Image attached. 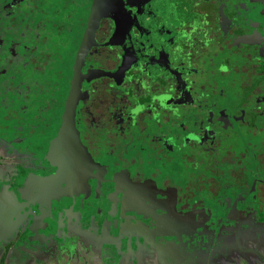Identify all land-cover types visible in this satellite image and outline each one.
<instances>
[{
	"label": "flooded vegetation",
	"instance_id": "flooded-vegetation-1",
	"mask_svg": "<svg viewBox=\"0 0 264 264\" xmlns=\"http://www.w3.org/2000/svg\"><path fill=\"white\" fill-rule=\"evenodd\" d=\"M0 179V264H255L264 0H0Z\"/></svg>",
	"mask_w": 264,
	"mask_h": 264
},
{
	"label": "water",
	"instance_id": "water-1",
	"mask_svg": "<svg viewBox=\"0 0 264 264\" xmlns=\"http://www.w3.org/2000/svg\"><path fill=\"white\" fill-rule=\"evenodd\" d=\"M3 188H4V186H3V183L1 182V179H0V222H1V219L4 221V224L0 223V238L2 237V234H3L2 232L4 231V228L5 229H9V226H11V225L15 228V225L17 223L16 217L14 215H12V217H11V223L10 224H9V221L6 220V216H7L8 211L9 210L12 211V210H15V209H13V206L11 204L7 203L6 199L4 198L5 196H4V189ZM30 218H31V219H29L30 225L28 226L27 230H28L29 233H32V229L31 228L35 224V220H34L33 216H30ZM24 223L25 222H23L20 225V223L18 222V225L16 227L17 232L23 233V231L25 230V224ZM11 242L12 241H5V240H1L0 239V254L5 252V255H3V256L1 255L3 257V259L4 258L5 259H9L10 258V254L8 252L10 250H9V248L7 246ZM24 242L25 241L21 242V243H23V245H25L24 246V249H25L24 254L26 256H29V257H34L33 256V253L35 252L34 246L27 245V244H30L28 240L26 241V244ZM212 254H209L208 258H205V260H203V262L197 261V259H195L196 260L195 264H223L222 261H221L223 256L219 252L212 253ZM169 257H171V256H169ZM233 257H234L235 261L242 259V256L235 255V254H233ZM258 258L261 261H264L263 255L260 254V256H258Z\"/></svg>",
	"mask_w": 264,
	"mask_h": 264
},
{
	"label": "crops",
	"instance_id": "crops-1",
	"mask_svg": "<svg viewBox=\"0 0 264 264\" xmlns=\"http://www.w3.org/2000/svg\"><path fill=\"white\" fill-rule=\"evenodd\" d=\"M261 252H262V255H263V258H264V248H262L261 249ZM5 262V261H4ZM159 264V263H158ZM160 264H162V263H160ZM248 264V263H247ZM255 264H264V261H261L260 259H258L257 261H256V263Z\"/></svg>",
	"mask_w": 264,
	"mask_h": 264
}]
</instances>
